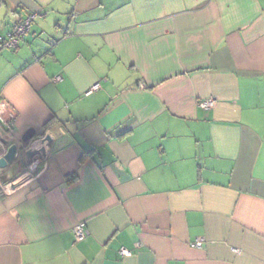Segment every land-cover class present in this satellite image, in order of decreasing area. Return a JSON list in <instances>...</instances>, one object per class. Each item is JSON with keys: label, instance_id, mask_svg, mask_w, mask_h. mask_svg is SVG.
Wrapping results in <instances>:
<instances>
[{"label": "crops", "instance_id": "obj_1", "mask_svg": "<svg viewBox=\"0 0 264 264\" xmlns=\"http://www.w3.org/2000/svg\"><path fill=\"white\" fill-rule=\"evenodd\" d=\"M28 14L0 264H264V0H0V35Z\"/></svg>", "mask_w": 264, "mask_h": 264}, {"label": "built area", "instance_id": "obj_2", "mask_svg": "<svg viewBox=\"0 0 264 264\" xmlns=\"http://www.w3.org/2000/svg\"><path fill=\"white\" fill-rule=\"evenodd\" d=\"M34 19L35 15L28 14L22 21L18 22L14 26L13 30L7 36L0 35V47L10 49L17 48L20 40H22L24 36L29 32ZM99 88L100 84H96L92 87L91 91L98 90ZM213 102L214 101L212 99H209L203 101L201 103V106H203L204 108H208L213 105ZM16 118L17 112L12 109L10 103L5 99L0 98V121L9 130H13L15 128ZM38 169V161L35 156L30 160V163L27 166L26 173H28V175L32 177L37 173ZM74 233L78 240L84 239L88 234L87 224L85 222H81L76 225L74 228ZM194 245L196 247H201L202 241H196ZM120 253L123 256H131L133 254V251L126 247H121Z\"/></svg>", "mask_w": 264, "mask_h": 264}, {"label": "water", "instance_id": "obj_3", "mask_svg": "<svg viewBox=\"0 0 264 264\" xmlns=\"http://www.w3.org/2000/svg\"><path fill=\"white\" fill-rule=\"evenodd\" d=\"M36 136H39L37 134L36 129H29L21 138V145H18L17 143H13L9 146L8 151L4 154L3 157L0 158V167L5 168L10 163H12L19 153L20 150H28L27 155L30 157V160L34 158L36 155H41L43 152V149H40L39 151L34 149L32 147L33 142L35 141ZM39 139L47 140V135H41L38 137Z\"/></svg>", "mask_w": 264, "mask_h": 264}, {"label": "trees", "instance_id": "obj_4", "mask_svg": "<svg viewBox=\"0 0 264 264\" xmlns=\"http://www.w3.org/2000/svg\"><path fill=\"white\" fill-rule=\"evenodd\" d=\"M25 18V17H24ZM75 178V176H74V174L73 175H70L69 177H68V180L70 181V180H73Z\"/></svg>", "mask_w": 264, "mask_h": 264}]
</instances>
